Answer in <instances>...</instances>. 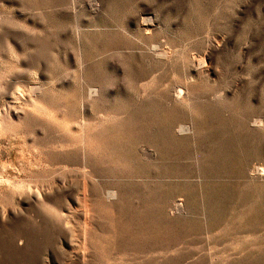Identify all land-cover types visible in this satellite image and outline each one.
<instances>
[{"label": "rangeland", "instance_id": "rangeland-1", "mask_svg": "<svg viewBox=\"0 0 264 264\" xmlns=\"http://www.w3.org/2000/svg\"><path fill=\"white\" fill-rule=\"evenodd\" d=\"M0 86V264H264V0H0Z\"/></svg>", "mask_w": 264, "mask_h": 264}, {"label": "bare ground", "instance_id": "bare-ground-1", "mask_svg": "<svg viewBox=\"0 0 264 264\" xmlns=\"http://www.w3.org/2000/svg\"><path fill=\"white\" fill-rule=\"evenodd\" d=\"M71 11V10H70ZM38 13V12H37ZM81 39V38H80ZM82 41V40H81ZM22 47V46H21ZM17 50V49H16ZM23 51V50H22ZM13 52V51H11ZM30 52V51H29ZM154 52V51H153ZM17 53V52H16ZM24 54V53H23ZM18 55V54H17ZM31 55V54H30ZM14 56V55H13ZM21 59V58H20ZM18 62V61H16ZM20 62V61H19ZM19 62L17 63V65H19ZM202 61H200L199 63L201 64ZM203 63V62H202ZM206 63V62H205ZM22 64V63H21ZM20 64V65H21ZM204 64V63H203ZM196 66V65H195ZM41 67V66H39ZM201 67V66H200ZM206 67V66H205ZM195 68V67H194ZM198 69V68H197ZM200 69V68H199ZM198 69V70H199ZM39 71V69H37ZM142 70V68H141ZM204 70V69H203ZM36 71V70H35ZM133 72V71H132ZM138 73L140 71H137ZM134 73V72H133ZM136 73V72H135ZM130 74V73H129ZM143 75V74H142ZM98 76V75H97ZM129 76V75H128ZM132 76V75H131ZM139 76H141L139 74ZM145 76V75H144ZM143 76V77H144ZM100 78V77H99ZM128 78V77H127ZM135 78V77H134ZM131 79V77H130ZM143 79V78H142ZM146 79V78H145ZM139 81V78H138ZM131 82V81H130ZM136 82V81H135ZM137 83V82H136ZM139 83V82H138ZM149 84V83H148ZM150 84L152 85V83L150 82ZM35 85V84H34ZM46 85V84H45ZM52 85V84H51ZM98 85V84H97ZM135 85V84H133ZM50 86V85H49ZM125 86V85H124ZM147 86V85H146ZM150 86V85H149ZM1 87V86H0ZM34 87V86H33ZM48 87V86H47ZM54 87V86H53ZM96 87V85H95ZM38 88V86H37ZM43 88V87H42ZM136 88V87H135ZM138 88V87H137ZM150 88V87H149ZM34 88H32L33 90ZM36 89V88H35ZM40 89V88H39ZM50 89V88H49ZM93 89V88H92ZM144 89V88H143ZM104 90V89H103ZM102 90V91H103ZM182 90V89H181ZM34 91V90H33ZM32 91V92H33ZM45 91V89H44ZM100 88H95L94 90H90V94L89 97H93V96H97L98 94H100ZM147 91V90H146ZM167 91V90H166ZM31 92V93H32ZM42 92V91H41ZM54 92V91H53ZM133 92V91H132ZM145 92V90H144ZM88 93V92H87ZM104 93V91H103ZM129 93V92H128ZM142 93V92H140ZM29 94V93H28ZM65 94V93H64ZM139 94V93H138ZM145 95H147L145 93ZM144 95V96H145ZM182 95V94H181ZM32 96V95H31ZM30 96V97H31ZM139 96V95H138ZM143 96V94L141 95ZM177 96V95H176ZM12 97L13 99L17 102V103H22L25 101L24 95L22 94L20 89H17L12 93ZM57 97V96H56ZM179 97V96H178ZM11 98V97H10ZM42 99V98H41ZM84 99V98H83ZM92 99V98H91ZM146 99V98H145ZM144 99V100H145ZM149 99V98H148ZM5 99H3L4 101ZM172 100V99H171ZM30 101V107L31 110L29 109V111H31V113L33 115H35V118L38 117L39 119H44L45 121L50 123V126H52L54 129H58L60 134L62 135L60 140H68L67 142L65 141V146L66 147H73L76 145H79V151L81 152V159L83 161V163L86 162L87 156L89 154V151H92L93 149H96V151H100L102 149H104L106 146L109 147L110 141L109 140H113L110 136H108L106 133L107 131L110 129L111 126H107L106 123H104V121L97 123L94 127L88 126L87 124H81L82 125V129L80 132V135L74 139L71 138V135L73 133V126H72V119L69 117H67L65 114L61 115L60 113H58V111L60 110V105H58V103L53 102V101H49V103L47 102H40V101H35V100H29ZM139 101V100H138ZM26 102V101H25ZM147 103V102H146ZM172 103V102H171ZM1 104V103H0ZM4 104V102H2V105ZM15 104V103H14ZM88 104V103H87ZM144 104V103H143ZM174 104V103H173ZM17 105V104H16ZM85 105V104H84ZM85 107V106H84ZM176 107V106H175ZM6 108V107H5ZM8 109V107H7ZM10 109V108H9ZM177 109V108H176ZM19 112V111H18ZM21 112V111H20ZM19 112V113H20ZM79 112V111H78ZM84 112V111H83ZM86 112V111H85ZM17 113V112H16ZM17 113V116H19ZM25 113V112H24ZM28 113V112H27ZM10 114V113H9ZM29 114V113H28ZM23 115V113H22ZM31 116V115H30ZM71 117V116H70ZM23 118V117H22ZM25 118V117H24ZM29 118V117H28ZM18 119V118H17ZM85 119V118H84ZM105 119V118H104ZM108 119V118H107ZM136 119V118H135ZM30 120V119H29ZM33 120V119H32ZM32 120L30 122H32ZM261 120V119H260ZM263 121V120H262ZM35 122V121H34ZM41 122V121H40ZM79 122V121H78ZM81 123V122H80ZM263 123V122H262ZM3 124V123H2ZM43 125V124H42ZM260 125V124H259ZM262 125V124H261ZM88 129H85L87 128ZM79 128V127H78ZM38 129V128H37ZM36 129V130H37ZM43 129V128H42ZM181 129V128H180ZM40 131V130H39ZM145 131V129H144ZM179 131V130H178ZM183 131L184 127H183ZM38 133V131H37ZM41 133V132H40ZM45 134V132H44ZM48 134V133H47ZM57 134V133H56ZM43 135V134H42ZM39 136V135H38ZM49 136V135H48ZM70 137V138H69ZM136 138V137H135ZM41 139V138H40ZM52 139V138H51ZM59 139V138H58ZM43 140V139H42ZM72 140V141H69ZM126 142V141H125ZM48 143V142H46ZM146 145V144H145ZM63 147V146H62ZM62 150V149H61ZM75 151V150H74ZM143 153V152H142ZM148 153V152H146ZM156 153V152H155ZM70 154V153H69ZM120 154V153H119ZM152 154V153H151ZM147 155V154H146ZM133 156V155H132ZM80 159V158H79ZM149 159V158H148ZM67 160V158H66ZM157 160V159H156ZM152 162V161H151ZM112 164V163H111ZM105 165V164H104ZM112 166V165H111ZM86 167V166H85ZM261 170V169H260ZM262 171V170H261ZM86 172V171H85ZM261 178V177H260ZM12 183V182H11ZM28 186V185H26ZM23 187V186H22ZM31 188V187H30ZM16 189V188H15ZM23 189V188H22ZM28 189V187H27ZM20 192V191H19ZM116 192V191H115ZM114 193H110L115 194ZM111 195H109L108 197H110ZM115 196V195H114ZM87 197V196H86ZM118 197V196H117ZM110 199V198H109ZM112 199V197H111ZM109 201V200H108ZM111 203V202H110ZM179 206V205H178ZM177 206V207H178ZM181 206V205H180ZM182 207V206H181ZM86 217V216H85ZM90 217V216H89ZM92 217V216H91Z\"/></svg>", "mask_w": 264, "mask_h": 264}]
</instances>
